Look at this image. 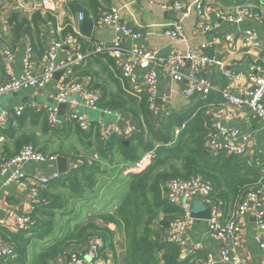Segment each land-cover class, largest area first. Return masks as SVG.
<instances>
[{
    "label": "trees",
    "instance_id": "trees-1",
    "mask_svg": "<svg viewBox=\"0 0 264 264\" xmlns=\"http://www.w3.org/2000/svg\"><path fill=\"white\" fill-rule=\"evenodd\" d=\"M111 1L73 0L65 5V9L96 21L110 9ZM6 23L9 34L4 35L0 29V50L14 49L26 37L29 48L39 56L43 51L39 34L54 26L55 19L50 13L42 14L40 11L34 12L30 18L11 12ZM64 28L63 35L74 36L69 21H65ZM77 39L80 51L85 55L86 51L89 53L84 63L73 68L74 77L80 82L85 77L90 78L91 84L87 87L101 93L99 106L121 111L133 121L137 131L127 139L114 135L103 144L98 129L83 132L70 120L59 129H51L45 110L26 107L19 116L13 109L8 112L7 124L0 128V140H15V151L3 148L0 161L13 156L22 145L32 144L40 152L66 157L76 164L70 166L58 180L39 189L37 203L29 215L32 222L29 230L12 234L0 227V237L10 243L15 252L12 260L0 261V264H49L63 258L66 247L86 243L93 237L102 241L105 251L112 250L114 232L110 225L116 228L125 244V264H189V259L181 260L179 247L161 236L169 222L181 216V212L168 202L165 184L176 179L198 177L211 185L208 200L221 203L223 213H227L234 209L242 191L260 180L264 183L262 173L245 158L227 155L223 151L207 152L205 149L211 131L209 110L223 103L219 92H209L179 112L165 109L162 120L156 122L148 111L146 94L133 93L120 71L118 76L111 73L114 61L107 54L94 56L90 41ZM97 57L100 59L97 60ZM91 59L96 62L91 63ZM93 65L97 68L93 69ZM3 72L0 55V76ZM100 75L106 76L104 83L99 82ZM27 127L33 131L32 135L24 133ZM36 133H39V138L47 137L46 141L39 142ZM69 137H77L87 149L93 146V153L81 155L71 143L65 144ZM54 138L58 140L56 145L52 142ZM146 153L153 156L143 170L128 176L122 174L121 164H133ZM102 163L108 167H103ZM109 171H117L116 179L120 186H115L112 192L118 202L109 206L112 202L107 200L102 210L89 205L91 209L84 218L86 221L67 229L70 223H77L83 218L75 206L88 202L87 192H92L98 185L103 188L99 197L106 198L104 194L110 185L107 180L99 183L98 178L108 175ZM68 205L71 208H67ZM63 216H68L64 224L67 226L56 228Z\"/></svg>",
    "mask_w": 264,
    "mask_h": 264
},
{
    "label": "built area",
    "instance_id": "built-area-1",
    "mask_svg": "<svg viewBox=\"0 0 264 264\" xmlns=\"http://www.w3.org/2000/svg\"><path fill=\"white\" fill-rule=\"evenodd\" d=\"M64 5L73 0H61ZM152 2V0H148ZM206 0H194L192 4L183 5L179 0H172L171 4L163 5L162 8L168 11H178L181 19L172 24L165 25L163 35L173 42L184 41V34L181 21L189 13L196 9L198 13L204 6ZM263 7L249 4L247 2L235 4L228 10L221 11L218 18L230 25L240 26L246 20L256 21L264 15ZM35 6L45 13H54L56 10L55 0H39ZM126 6H122L125 8ZM121 7H110L107 12L101 14L96 20L97 24L110 27L113 31L112 40L109 43L96 42L93 45L94 54H107L117 64L122 78L131 87L140 78L144 91L147 94V103L151 108L157 96L158 76L164 75L171 83L185 81L183 97L196 102L197 99L205 97L209 92L217 91L223 98V103L214 106L209 110L210 133L205 144L207 152L215 153L223 151L227 155L245 158L250 164L259 168L264 179V159L249 154L247 139L241 136L235 127H223L222 124L234 118L236 110L245 111L251 118L258 122L264 120V68H259L254 74L226 71L222 60L215 56L205 54V45L198 48H189L184 55L177 52H170L166 56L158 55L156 50L143 49L136 46H127L126 40L135 41L143 35L141 27H131L125 22L121 23ZM76 20L81 23L84 15L78 13ZM212 29L211 25H204L203 31ZM243 44L255 50L263 46L253 30H245L242 35ZM224 41L233 42V38L224 37ZM64 53L65 58L60 61L59 54ZM86 55L80 51L78 39L68 36L64 39H56L53 32H50L44 56V63L39 71L31 70V48L28 47L22 60L23 70L15 74L9 67L4 66L5 80L0 81V106L1 99L7 94H16L23 88H31L36 92H42L54 80V75L62 72L61 77L55 81L57 94L54 97L55 106L44 109L46 121L51 129L61 128L66 121H73L80 130L87 132L91 129L92 123L85 114H79L73 110L90 109L102 112L109 117H116L117 112L110 109H103L99 106L101 93L95 89L83 86L73 75V68L84 63ZM210 66L217 67L222 75L227 79L230 86L218 89L207 77L206 72ZM188 67V72L184 68ZM245 85H241V82ZM162 102L169 100V94H164ZM191 103V104H192ZM58 105H70L71 109L62 115ZM25 106L17 105L13 108L16 116H19ZM72 111V112H71ZM7 122V112L0 113V126ZM137 131L134 124H126L121 129H113L111 124L102 120L98 121V132L100 141L106 144L114 135L120 134L125 138H130ZM264 155V144L261 148ZM152 153H146L138 161L131 165L121 167L125 174L138 173L150 162ZM58 156L45 154L38 151L32 144H24L17 154L3 158L0 161V181L6 177L5 184L15 185L19 191L25 192L33 205L37 203L38 191L44 185L56 181L60 174L56 171L51 174H42L38 170L34 175L25 173L22 166L26 163H44L56 160ZM96 159V156H94ZM123 173V174H124ZM127 175V176H128ZM166 197L168 202L176 207L181 216L171 220L167 226V235L162 239L175 243L181 248H186V238L184 231L190 227L195 219L191 215V208L188 202L199 197L208 203L211 214L207 221V234L217 241L219 245L218 253L206 254L199 264H251V260L241 255L244 247L246 235L245 219L252 215L255 218L256 234L254 236L255 245L262 251L264 257V183L262 180L255 185L246 188L238 197L233 210L223 213L218 209V205L208 200L212 191L211 185L202 181L198 177L186 179H176L165 184ZM219 212H218V211ZM5 217L0 221V226L9 233L16 234L24 230H29L32 225L30 212L18 214L17 209L12 206L4 208ZM102 241L98 238H91L79 251H68L64 249L65 259L63 264H109L103 257ZM197 251L201 248H196ZM247 250V249H246ZM15 257L14 248L0 237V261L12 260Z\"/></svg>",
    "mask_w": 264,
    "mask_h": 264
},
{
    "label": "crops",
    "instance_id": "crops-1",
    "mask_svg": "<svg viewBox=\"0 0 264 264\" xmlns=\"http://www.w3.org/2000/svg\"><path fill=\"white\" fill-rule=\"evenodd\" d=\"M179 1L183 5L192 4L194 2V0ZM38 2L39 0H0V29L2 33L6 36L9 34V26L6 23V20L11 12H18L24 16H27L28 18H30L32 14L37 11H40L42 14H44L45 12L39 10L35 6V4ZM171 2L172 0H152V2L148 0H112L110 4L111 7H121V23L125 22L129 26L136 28L143 26V28H141L143 35L140 39L135 41L126 40L124 44L127 46L141 47L143 49H153L156 50L160 56H166L172 51L184 55L189 48H198L201 45H205V54L208 56H215L216 58L222 60L226 71L233 70L234 72L254 74L258 67L264 68V15L259 20L253 22L246 20L240 26L230 25L225 21L219 20L218 18V14L221 11L228 10V8L231 6L243 2L263 7L262 3H260V0H206L204 6L201 8L200 13H198L196 9H193L186 18L182 19L181 24L184 34V41L180 42H173L163 35L165 25L172 24L173 22L181 19V14L178 11H168L162 8L163 5H169ZM55 3L56 10L54 13H50L55 19V25H51L47 29L41 31L39 34V38L43 42V51L38 56L31 49V70L33 71H39L42 64L44 63L45 42L47 41V37L50 32H53V36L56 39H64L68 36H73L62 34L65 31V21L70 22V27L73 31L74 37L79 39L83 38L86 40V42L90 41L89 43L91 45L89 46L91 51L94 43H109L113 37V31L110 27L97 24L96 21H92L90 19L87 20L93 23L91 36L86 37L81 28L83 21L78 24L76 20L78 13L76 12L72 14L71 11L66 10L65 5L61 0H55ZM122 6L126 7L122 8ZM204 25H211L212 29L204 32ZM249 29L255 31L258 39L263 42V46L260 49L255 50L243 44V31ZM225 36L233 38V42H225ZM28 47L29 41L26 37H23L20 46H16L11 50L8 48L1 49L0 55L3 66L11 68L15 74L21 73L23 70L22 60ZM85 53L87 55L89 51H86ZM92 53L94 54L93 51ZM97 55L98 54H95L94 56ZM107 57L112 59L110 56ZM64 58L65 54L60 53L59 60L62 61ZM96 59L98 60L100 58L97 57ZM94 62L96 61L91 59V63ZM113 66L114 68H110V71L113 74H117V72H119V68L115 62ZM96 68L97 66L93 65V69ZM184 71L188 72V67H185ZM61 75L62 72L56 75L53 82L40 93L31 88H23L16 94H7L12 96L8 99L5 108L2 109L6 110L7 112V120L8 112L12 111V109L17 105H24L25 108L28 107L37 111L44 110L49 106H55L56 102L54 97L57 94L55 81L58 80ZM206 75L211 80L212 84L218 89H223L230 86L227 79L215 66H210L207 69ZM100 78L101 79H98L99 82L104 83L106 76L100 75ZM1 80H5L4 72L3 76H0V81ZM81 83L83 86H87L91 84V79L85 77L82 79ZM240 84L245 85L244 80ZM185 86V81L180 83H171L164 75L158 76L157 96L155 98V102L153 103L152 108L149 106L151 104H148V111L151 113L154 121L157 120L156 122H160L166 110L179 112L191 106L192 102L186 100L182 95ZM131 88L133 93H145L143 83L140 78L136 80L135 85ZM164 94H169V100L166 103L162 102L161 99ZM39 99L41 102H39ZM70 109V105H63V108L60 111L62 115H64L65 112L69 111ZM87 110L88 109L84 110L78 108L77 110L73 111L79 114H85L84 111ZM112 111L117 112L116 117H109L106 122L104 121L106 115H104L102 112L96 111L98 114L97 119H92L90 116L85 114L88 120L92 123L91 129H98L99 120L111 124L113 129L121 130H123V127L126 124H133V121L131 122L129 118L121 111ZM247 115L248 114L245 111L236 110L234 118L231 121L223 123L222 126L235 127L238 129L241 136H244L247 139V144L249 145V154L262 160L264 159V155L261 152V148L264 144V120L258 122L251 118H247ZM6 124L4 126H0V128H4ZM117 135L119 136L120 134ZM121 136L124 138L123 135ZM67 139L69 140L65 142V144L71 143L70 140L74 138L69 137ZM79 143L84 148L83 154L93 153V146L91 149H87L83 142L79 141ZM65 146L68 147V145ZM72 147L75 148L74 146ZM67 161L68 170L70 169V166L73 167V165L76 164L75 162L73 163L72 159H67ZM124 166L127 165H120V167ZM22 170L30 175H34L36 170L42 174H51L54 171L57 172L56 160L37 164L26 163L22 166ZM123 173L124 172L122 171V174ZM123 175L127 176L128 174L124 173ZM5 179L6 177L0 181V221L5 217L4 208L7 206L16 208L17 213L20 215L30 212V210L33 208V203L27 197L26 193L19 191L18 188L13 184L6 185ZM194 201L201 202L203 204V208L197 212H193ZM204 203L205 202L199 197H195L188 202V205L191 208V214H195L199 217L194 218V223L185 229L184 238H186L189 248L194 246L201 247V250L196 251L195 253H188L187 251L185 253L181 252V260L189 259V264H199L200 261L203 260L205 254H216L219 250L217 241L212 239L207 234L208 220L204 219V215L206 214L208 208L204 207ZM215 204L218 205L219 210H222L221 203ZM92 207H94L96 210H102L103 208L99 205H94ZM83 221L86 220L84 219ZM245 228L246 235L244 238V247L247 250L245 249L242 251L241 255L250 259L251 264H264L263 253L254 243L256 228L255 218L252 215L246 216ZM110 229L112 232H114V247L112 250L106 251L103 248L102 253L109 264H125V244L123 239L113 225H110ZM166 233L167 231L165 230L161 236L165 237ZM85 245L86 243H81L69 248L66 247V249L67 252L79 251ZM63 259H65V255L63 258L60 257L58 260L50 262L49 264H63Z\"/></svg>",
    "mask_w": 264,
    "mask_h": 264
},
{
    "label": "rangeland",
    "instance_id": "rangeland-1",
    "mask_svg": "<svg viewBox=\"0 0 264 264\" xmlns=\"http://www.w3.org/2000/svg\"><path fill=\"white\" fill-rule=\"evenodd\" d=\"M12 96L11 95H5L2 97L1 99V107H0V113L2 111L3 108H5L6 104H7V101L9 98H11ZM39 102H41V100L39 99ZM86 110V109H84ZM88 109L87 111H84V113L88 116H90V118L92 119H97L98 118V114L96 113V111H93V110H90ZM109 116H105L104 118V121L106 122L108 120ZM24 133L26 135H32L33 131L27 127L25 130H24ZM36 136L39 138V133L37 134L36 133ZM47 137L45 138H39L38 141L39 142H42V141H46ZM52 142L56 145L58 143V140L57 138H54L52 140ZM71 144H73V146L80 152V154L82 155L83 154V151H84V148L83 146L79 143L77 137H75L74 139H71L70 140ZM23 146V145H22ZM21 146V147H22ZM8 148L10 151L14 152L15 151V140L13 141H10V142H7L5 140H0V151L3 149V148ZM20 147V148H21ZM39 147V146H38ZM20 148L18 149V151L20 150ZM37 148V147H36ZM18 151L15 153L17 154ZM92 151H93V148H92ZM14 154V155H15ZM103 167H108L106 165V163H102ZM116 174H117V171L115 172H111L109 171L108 172V175H104V176H101L98 178V182L101 183L102 181L104 180H107L109 185V188L108 190L105 192L104 195H106V198L105 199H102L101 197H99V195H101V192L103 190V188H99V186L97 185L95 188H93V191L91 192H87L86 193V197H87V200L88 202H83V203H78L75 208H76V211L80 212L82 215H83V218L79 219L81 221L77 222V223H70L68 228L67 229H71L75 224H82L83 223V220L86 216V214L88 215L89 213V210L91 209V207L89 205H99V206H102L105 204V202L108 200L109 202H112L109 206H112L114 205L115 203L118 202V200H116V197L115 195L113 194L112 192V189L115 187V186H120L119 182H118V179H116ZM119 178V177H118ZM117 180V181H116ZM95 194V196L93 198H91V196ZM103 197V196H102ZM67 208H71V205H68ZM203 208V204L199 201H194V208H193V212H197L199 210H201ZM66 218H68V216H63V219L60 220V223L56 226V228H60V227H66L64 224H65V220ZM66 230V229H65ZM39 246V245H38ZM195 253V252H194ZM206 254L204 255V258H205ZM203 258V259H204ZM202 262V260L200 261Z\"/></svg>",
    "mask_w": 264,
    "mask_h": 264
},
{
    "label": "water",
    "instance_id": "water-1",
    "mask_svg": "<svg viewBox=\"0 0 264 264\" xmlns=\"http://www.w3.org/2000/svg\"><path fill=\"white\" fill-rule=\"evenodd\" d=\"M260 3L264 4V0H260ZM93 27V23L87 19H84L82 24H81V28L82 31L84 33V35L86 37H90L91 36V30ZM61 72H58L57 74L54 75V78L56 75H58ZM63 108V105H58V109L59 111ZM56 168H57V172L60 175H64L68 172V161L67 158L62 157V156H58L56 159ZM204 207L208 208L206 214L204 215V219L209 220L210 219V214H211V209L208 205V203H204ZM193 218H198L199 216L192 214Z\"/></svg>",
    "mask_w": 264,
    "mask_h": 264
},
{
    "label": "bare ground",
    "instance_id": "bare-ground-1",
    "mask_svg": "<svg viewBox=\"0 0 264 264\" xmlns=\"http://www.w3.org/2000/svg\"><path fill=\"white\" fill-rule=\"evenodd\" d=\"M166 235H167V233H166ZM166 235H165V236H166ZM169 243L178 246L179 249H180V251H181L182 253H185L186 251H187L188 253H194V252L197 251L196 248H201L200 246H194V247L189 248V244L187 243V241H186V244H187V245H186V248H185V249L181 248L179 245H177V244H175V243H172V242H169Z\"/></svg>",
    "mask_w": 264,
    "mask_h": 264
},
{
    "label": "clouds",
    "instance_id": "clouds-1",
    "mask_svg": "<svg viewBox=\"0 0 264 264\" xmlns=\"http://www.w3.org/2000/svg\"><path fill=\"white\" fill-rule=\"evenodd\" d=\"M192 215V214H191ZM163 238V237H162ZM99 239V238H98ZM100 240V239H99ZM103 244V243H102ZM104 246L102 247L101 251L103 250ZM103 254V253H102ZM103 257L105 258V256L103 255ZM106 259V258H105Z\"/></svg>",
    "mask_w": 264,
    "mask_h": 264
}]
</instances>
